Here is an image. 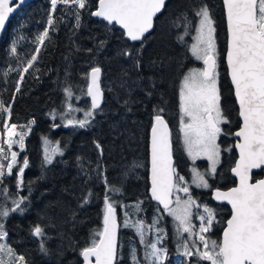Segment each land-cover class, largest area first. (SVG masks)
Instances as JSON below:
<instances>
[{"label":"snow or ice","instance_id":"1","mask_svg":"<svg viewBox=\"0 0 264 264\" xmlns=\"http://www.w3.org/2000/svg\"><path fill=\"white\" fill-rule=\"evenodd\" d=\"M24 2L25 0H16V4L10 6V0H0V31L5 28L9 15ZM50 3L51 12L56 11L57 5H63L67 14L74 17L73 35L81 26L83 11L106 22V26H118L122 30L120 38L133 42L117 51L118 57L128 61L129 69L120 73L117 79L107 86V91H113L114 85L130 95L134 88H144L141 81L144 79L142 69L144 67L143 48L148 39L146 34L154 28L155 18L164 10L166 0H98L95 11L91 10L90 0H50ZM223 5L227 10L230 35L226 59L230 69L231 83L234 86V95L238 102V116L242 124L235 132H227L221 127L222 124H229L231 121L221 106L222 97L217 83L214 19L209 6L203 0H194L172 21L174 28L183 27L182 32H177V43L183 47L186 54L190 52V58H193L195 62H202L203 65V67H193L182 75L178 93L182 126L180 131L183 133V145L187 156L193 162L197 159H205L209 161V167L201 172L193 163L194 176L191 183L186 182L184 176L176 171L173 166L171 133L163 116L164 108L158 107L155 110L154 124L151 128V187L148 196L149 199L157 202V214L146 228L142 220L130 223L129 214L124 213L123 227L134 228L139 237V243L143 246L142 254L138 255V250L133 243L129 252L130 264H166L169 260L168 249L163 243L167 238V230L159 226L163 218L162 213H167L174 222L176 264H202V262L264 264V179L253 182L252 177L253 169H264V0H223ZM193 20L196 26L190 33L189 29L193 27ZM53 24L54 19L49 16L46 27L35 37L37 46L32 52H25L21 56L17 52L16 44H12L9 55L14 59V65L3 70L0 83L7 81L10 73H17L13 83L14 92L19 93V85L24 81V74L29 73V69L33 70V76L40 72L37 59L45 40L50 39L49 31H56ZM112 30L114 28L109 27V31ZM189 35L195 41L190 46L184 39ZM70 42H72L71 39ZM135 42L140 43L137 46ZM106 43V40L99 41L96 46L97 54L103 51ZM75 50L79 52L82 49L77 46ZM85 51L92 53L93 49H85ZM65 59L68 60V57ZM172 60L173 58L167 53L151 59L154 75L148 77L149 88H155L157 81L165 77ZM131 72L137 74L135 78L131 76ZM70 75L71 73H66L59 85L65 93V107H62L60 111L53 109L49 113L53 122L57 119L61 121L59 124L53 123L52 127L90 129L98 123L97 117L104 115L102 104L105 89L100 83L102 69L98 65H93L88 72L80 74L86 84L79 89L80 96L77 99L90 97V103L86 109L71 103L75 93L72 82L69 80ZM145 92L149 97L152 95L149 90ZM14 99L13 96L12 102ZM129 102L126 99L124 105L127 106ZM128 111H131L130 107ZM77 112H82V117L77 118L75 116ZM0 113L7 114V119H11V105H6L2 98H0ZM32 124H35V120L30 121L29 125L20 132H17L15 124L3 126L8 136L4 143L7 144L9 153L5 154L3 146L0 145V161H8L6 165L0 162V264H17V262L28 264L24 255L17 254L15 249L7 243L8 232L5 229V221L12 213L23 215L31 202L30 186L27 195L19 194L24 189V170L29 166V161L26 157L18 161L19 153L11 149L13 144H16L21 151L24 150L25 137L31 132ZM222 134L239 138L234 145L223 147L224 152H231L232 148L239 151V158L235 166L231 168L234 175L238 177L239 183L228 191L214 189V199L231 206V218L226 221L222 241L217 242L206 236L213 224L219 222L216 219L217 209L197 203L190 188L192 185L196 188H212L209 179L215 177L220 164L222 146L217 141ZM13 136L19 138L13 140ZM93 143L97 150L95 163L78 156L76 167L85 185L93 179V174L104 185L103 227L91 234L88 244L80 250V255L84 264H116L117 230L120 227L117 207L122 205L113 197L123 194V177L128 171L141 165L134 161L126 165L121 177L118 178V186L116 182L108 180L107 169L102 159L104 148L98 141ZM63 155L64 150L58 147V142L57 149L53 152H49L46 148L42 167L52 165L55 156L63 157ZM14 166H17L16 191L9 195V188L4 181L6 176L12 175ZM181 192L184 193V198L180 197ZM93 196L91 187L82 191L76 208L65 207L67 216L63 222H76L77 211L85 208ZM140 203L142 201H138L136 205L137 214L141 211ZM173 204L175 207H172ZM193 207L198 210L196 213L200 221L198 227L192 222ZM201 208L202 213L199 212ZM46 227L52 228L55 224L49 220L44 227L35 224L30 228V234L38 238L39 251L43 255H49L50 250L46 244L52 238L45 231ZM148 233L153 234V239H146ZM62 237L69 241L71 239L63 233Z\"/></svg>","mask_w":264,"mask_h":264},{"label":"trees","instance_id":"2","mask_svg":"<svg viewBox=\"0 0 264 264\" xmlns=\"http://www.w3.org/2000/svg\"><path fill=\"white\" fill-rule=\"evenodd\" d=\"M194 0H167L165 9L154 22L153 32L148 35L143 48L141 81L144 86L134 88L129 95L126 91L116 88L107 91V86L114 82L120 73L129 69L127 60L117 56L119 48L132 42L120 38L121 31L116 26H106L104 21L90 16L87 11L82 12L81 26L72 34L74 17L67 14L63 5H57L56 11L51 12L50 0H33L23 7L9 21L7 28L0 39V80L2 72L14 65V59L9 55V49L13 43L17 46V52L23 56L25 52H32L37 46L35 37L44 30L46 21L51 16L54 19L53 28L49 31L50 39L45 40L41 48L37 64L40 72L33 76L32 69L24 74V81L19 85L20 92H14L13 81L17 73L9 74L7 81L0 83V98L6 105H11V119L7 114L0 113V132L4 134V125L15 124L22 131L29 122L31 132L25 140V148L20 153L18 161L27 158L29 166L24 170V189L19 194L27 195L31 188L30 205L28 210L20 215L12 213L5 221V229L8 232L7 243L15 249L17 254H22L28 264H83L80 250L89 242L94 231L103 227V183L95 178L85 185L78 175L76 157H83L93 163L97 160V150L93 141H98L104 148L103 164L107 169V177L110 182H116L126 165L136 162L141 165L128 171L123 177L122 195L113 199L121 202L117 207V218L121 223L119 254L117 264H130L129 252L133 243L142 254L143 246L139 243V237L134 228L123 227L124 213H128L130 223L142 220L147 228L156 216L157 203L149 199L150 194V138L151 128L154 124L153 116L158 107L164 108L163 116L167 121L172 136L174 167L184 176L185 181L190 180L191 162L184 151L181 140L182 132L179 111V88L182 83V75L187 70L196 67L198 63L190 58L183 47L177 43V32L183 31V27L176 29L172 21L179 13L184 11ZM209 6L214 19L215 36L219 55V89L221 94V106L225 109V115L231 123L224 125L227 132H235L239 126L238 107L233 95L227 69L225 66V54L227 50V25L223 0H203ZM98 0H90V7L95 11ZM191 18V13H189ZM189 29L190 33L194 31ZM109 27L114 30L109 31ZM70 39L72 42H70ZM189 44L194 42L192 36L184 37ZM101 40H106L103 51L97 54L96 46ZM137 46L139 43H135ZM82 50L77 52L76 47ZM85 49H93L92 53ZM167 53L172 57V64L163 79L157 81L155 88L148 87V77L153 76L151 59ZM68 57V60L65 59ZM98 65L102 69V88L104 90V115L98 116V123L90 129L73 127L53 128V123H61L59 119L53 122L49 113L55 109L60 111L65 107V93L61 90L60 82L64 80L66 73H71L69 80L75 93L71 103L80 108H87L89 97L80 96V88L86 81L80 74L89 71L90 66ZM36 67V65H34ZM133 78L135 72L130 73ZM35 77H39L38 79ZM145 90L152 92L149 97ZM13 96L15 97L12 102ZM129 100L127 106L125 100ZM131 111H128V108ZM82 112L75 113L77 118L82 117ZM47 138V142H45ZM3 136L1 144L5 147ZM51 143L53 147L64 150L63 157L55 156L52 165L42 167L45 144ZM219 143L222 146V163L217 170L216 177L209 183L212 185L208 191L193 190L192 195L197 201L217 209L218 219H222L221 232L225 221L229 217V210L225 206L218 205L211 200L212 189H227L235 184L231 175V168L237 160V154L232 148L231 152H224L223 147L234 145L233 135H221ZM205 162H200V167H206ZM17 166L13 167L11 176H6L5 185L8 186L11 195L16 191ZM263 176V173L253 175V180ZM31 184L29 185V182ZM91 187L94 193L91 202L83 209L77 211L76 222L64 223L67 213L65 207L76 208L77 200L82 191ZM138 201L141 211L136 213ZM23 206V205H22ZM160 207V206H159ZM227 215V216H226ZM159 226L167 230V238L164 246L168 249L169 260L166 264H176V253L172 248L175 245V233L173 221L167 213H162ZM51 220L55 227L45 228L52 237L47 241L46 247L49 255H43L39 251L38 238L30 234V228L35 224L44 227ZM220 232V234H221ZM62 233L69 239L62 237ZM146 239H153V234L148 233Z\"/></svg>","mask_w":264,"mask_h":264},{"label":"rangeland","instance_id":"3","mask_svg":"<svg viewBox=\"0 0 264 264\" xmlns=\"http://www.w3.org/2000/svg\"><path fill=\"white\" fill-rule=\"evenodd\" d=\"M214 41H215V45H216V52H217V61H218V64H217V73H218V75H217V83H218V87H219V80H220V72H219V55H218V47H217V42H216V36H215V33H214ZM195 42V41H194ZM193 42V43H194ZM196 63H198V65L196 66V67H203V65H202V62H196ZM224 125L225 124H222L221 125V127L223 128L224 127ZM17 130V132H20V130L19 129H16ZM182 134V136H181V140H182V142H183V133H181ZM3 136H4V138H5V141L8 139V136H7V133L4 131V134L2 135V133L0 132V145H2L1 144V141H2V138H3ZM28 136V135H27ZM26 136V137H27ZM26 137H25V140H26ZM19 137L18 136H13L12 137V139L13 140H17ZM220 138H221V136H220ZM220 138L218 139V143H219V140H220ZM24 144H25V141H24ZM220 144V143H219ZM3 146V145H2ZM184 146V145H183ZM4 148V152H5V154H8L9 153V150H8V147H7V144L5 143V147H3ZM45 149L47 148L48 149V151L49 152H53L54 150H56L57 149V147L55 146V147H53V145L49 142V143H46L45 144V147H44ZM184 149V148H183ZM11 151H16V152H18L19 153V155H20V153L22 152L20 149H19V147H18V145H16V144H13V146H12V149H11ZM185 151V150H184ZM185 153H186V151H185ZM19 155H18V157H19ZM186 155H187V153H186ZM189 158V157H188ZM189 160H190V162H191V168H190V180H188V181H186V182H188V183H191V180H192V178H193V176H194V169H193V163L195 164V166H196V169L197 170H199V171H201V172H203V171H205V170H207L208 169V167H209V161H207V160H205V159H197V160H195L194 162L191 160V158H189ZM201 161H205V162H207V165H206V167L204 168V167H200V165H199V163L201 162ZM0 162H2V163H4L5 165L8 163V161L7 160H3V161H0ZM221 163H222V151H221V159H220V164L218 165V167H217V170H218V168L220 167V165H221ZM217 170H216V174H217ZM216 174H215V177H216ZM214 177V178H215ZM207 178V177H206ZM214 178H211V179H209V183L214 179ZM192 188H194L195 190H201V191H208L209 189H204V188H195V185H192V187L190 188V191H192L193 189ZM179 195H180V197L181 198H184V193H179ZM197 203H202V202H197ZM203 204V203H202ZM173 207H175V205H173ZM214 209V208H213ZM192 212H193V217H192V222H194V219H197V221H198V223L200 224V221H199V219H198V217L196 216V208L195 207H193V209H192ZM199 212H203V209L201 208L200 209V211ZM172 218V217H171ZM216 219H217V221H219L218 223H214L213 224V226H212V229H211V231L210 232H208V233H206V236H208L209 238H211V239H213V240H216L217 242H220V232H221V227H222V219L220 220V219H218V217L216 216ZM172 221H173V219H172ZM174 223V222H173ZM226 223V222H225ZM225 227V226H224ZM186 235V234H185ZM172 248H173V250L175 251V245H172ZM6 259V258H5ZM17 264H18V262H17ZM202 264H210V262H202Z\"/></svg>","mask_w":264,"mask_h":264},{"label":"water","instance_id":"4","mask_svg":"<svg viewBox=\"0 0 264 264\" xmlns=\"http://www.w3.org/2000/svg\"><path fill=\"white\" fill-rule=\"evenodd\" d=\"M33 0H25V2L23 3V4H21L19 7H16V9H15V11L13 12V13H11L10 15H9V18H8V20L6 21V24H5V28L3 29V31H0V39L2 38V36H3V34H4V32H5V30H6V28H7V25H8V23H9V21L11 20V18L13 17V16H15L23 7H25L26 5H28L29 3H31ZM166 2H167V0H166ZM16 4V0H10V6H14ZM165 6H166V4H165ZM165 9V8H164ZM224 10H225V17H226V25H227V10H226V8H225V6H224ZM164 11V10H163ZM163 11L161 12V13H159L158 15H157V17L160 15V14H162L163 13ZM94 17V16H93ZM156 17V18H157ZM94 18H96V19H98V20H100L99 18H97V17H94ZM155 18V19H156ZM155 22V21H154ZM106 23V22H105ZM117 28H118V26H116ZM119 29V28H118ZM154 29V28H153ZM153 29H152V31L150 32V33H148V34H146V36H148V35H150L152 32H153ZM120 30V29H119ZM120 31H122V30H120ZM227 35H228V39H227V50H226V54H225V66H226V69H227V75H228V78H229V81H230V84H231V86H232V89H233V95H234V86L232 85V83H231V77H230V69L228 68V65H227V59H226V57H227V51H228V48H229V43H230V35H229V32H228V25H227ZM133 43V42H132ZM135 43H140V42H135ZM100 83H102V75H101V78H100ZM101 87H102V84H101ZM89 99H90V97H89ZM234 99H235V101H236V104H237V107H238V102H237V100H236V98H235V95H234ZM238 118H239V121H240V126H241V124H242V120H241V118L238 116ZM239 126V127H240ZM168 127H169V125H168ZM169 130H170V127H169ZM237 130H239V128L237 129ZM236 130V131H237ZM170 133H171V130H170ZM234 138H235V142L239 139V138H237V137H235L234 136ZM170 142H171V148L173 147V145H172V136H170ZM235 144V143H234ZM234 150H235V152H236V154H237V160H238V158H239V151H238V149H236V148H234ZM172 158H173V148H172ZM237 160H236V162H237ZM235 162V163H236ZM173 166H174V158H173ZM235 166V165H234ZM260 172H262L263 173V176L261 177V178H259V179H257V180H253V182H256V181H258V180H260V179H264V169H253L252 170V177H253V175L254 174H256V173H260ZM231 174H232V176L235 178V180H236V184L233 186V187H236V186H238V183H239V181H238V177H236L235 175H234V173L231 171ZM150 185H151V138H150ZM232 188V187H231ZM231 188H229V189H219V188H217V189H219V190H221V191H228V190H230ZM211 199H212V201L214 202V203H216V204H218V205H222V206H227L229 209H230V212H231V206L230 205H228L226 202H223V203H221V202H219V201H217V200H215L214 199V190L212 191V195H211ZM155 201V200H154ZM156 202V201H155ZM157 203V202H156ZM173 206V205H172ZM161 208H162V206H160ZM231 218V215H230V217L228 218V219H230ZM118 219V218H117ZM118 224H120V227L118 228V230H117V244H118V254H119V241H120V231H121V223H120V221L118 220ZM225 227H226V223H225ZM225 227L223 228V230H222V233H221V241H222V238H223V231H224V229H225ZM82 260H83V258H82ZM93 261H94V258H93ZM117 261H118V259H117ZM83 264H84V261H83ZM116 264H117V262H116Z\"/></svg>","mask_w":264,"mask_h":264},{"label":"flooded vegetation","instance_id":"5","mask_svg":"<svg viewBox=\"0 0 264 264\" xmlns=\"http://www.w3.org/2000/svg\"><path fill=\"white\" fill-rule=\"evenodd\" d=\"M217 64H218V61H217ZM223 128H224V127H223ZM219 138H220V137H219ZM219 141H220V140H219ZM201 162H203V161H201ZM204 162H205V161H204ZM204 164L207 165V162H205ZM231 175H232V174H231ZM232 177H233V176H232ZM233 178H234V177H233ZM234 180H235V178H234ZM235 184H236V180H235ZM235 184H234V185H235ZM234 185H233V186H234ZM233 186H232V187H233ZM195 188H196V187H195ZM229 188H231V187H229ZM229 188H227V189H229ZM197 189H198V188H197ZM216 189H217V188H216ZM213 190H214V189L211 190V195H212V191H213ZM173 199H174V197H173ZM211 200H212V199H211ZM197 202H198V201H197ZM173 205H174V204H173ZM221 206H222V205H221ZM172 207H173V206H172ZM225 207L229 210V213H230V214H229V217H230V215H231L230 209H229L227 206H225ZM197 211H198V210L196 209V212H197ZM199 211H200V209H199ZM226 216H227V215H226ZM229 217H228V218H229ZM228 218L226 219V221L228 220ZM226 221H225V222H226ZM193 223H194L197 227L199 226V223H198L197 219H194V222H193ZM221 233H222V232H221ZM186 235H187V234H186ZM220 241H221V235H220Z\"/></svg>","mask_w":264,"mask_h":264}]
</instances>
